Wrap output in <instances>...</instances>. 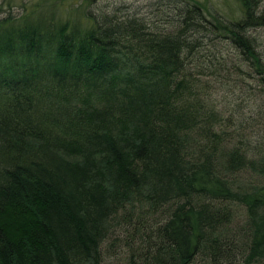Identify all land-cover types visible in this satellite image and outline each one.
<instances>
[{
  "label": "trees",
  "instance_id": "obj_1",
  "mask_svg": "<svg viewBox=\"0 0 264 264\" xmlns=\"http://www.w3.org/2000/svg\"><path fill=\"white\" fill-rule=\"evenodd\" d=\"M65 2L0 11V264H264V0Z\"/></svg>",
  "mask_w": 264,
  "mask_h": 264
},
{
  "label": "rangeland",
  "instance_id": "obj_2",
  "mask_svg": "<svg viewBox=\"0 0 264 264\" xmlns=\"http://www.w3.org/2000/svg\"><path fill=\"white\" fill-rule=\"evenodd\" d=\"M174 1L175 0H91L90 2L88 0L85 2V0H66L65 3H67V5H64V8L67 10L74 9L84 3L83 8L90 12L92 16H114L119 19L139 16L144 19V22L149 23L150 27L168 28L166 26L169 21L165 19H172L176 16L172 5ZM33 2H35V0H0V11H10L16 15L21 10L20 4L29 5ZM210 2H214L218 7L223 6V8H225L224 5H234L233 0H210ZM218 91L222 93L220 96L216 94ZM231 91L232 89L229 93V91L224 92L223 90H218V88H213V96L211 95V91H208V96L220 99L223 101V106L233 100L234 96ZM217 101L218 100L214 101L216 107H218ZM243 116L248 117L249 114L243 113ZM257 116L252 118V121L256 123L252 125L254 127L263 126L260 125V123L264 124V119L258 118ZM261 133H264V129L261 130Z\"/></svg>",
  "mask_w": 264,
  "mask_h": 264
}]
</instances>
